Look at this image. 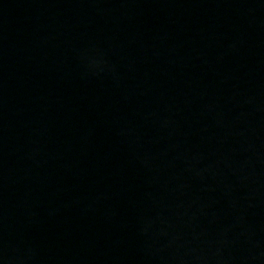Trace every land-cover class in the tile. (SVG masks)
Listing matches in <instances>:
<instances>
[{
    "label": "water",
    "instance_id": "1",
    "mask_svg": "<svg viewBox=\"0 0 264 264\" xmlns=\"http://www.w3.org/2000/svg\"><path fill=\"white\" fill-rule=\"evenodd\" d=\"M264 163V0H0V244Z\"/></svg>",
    "mask_w": 264,
    "mask_h": 264
}]
</instances>
